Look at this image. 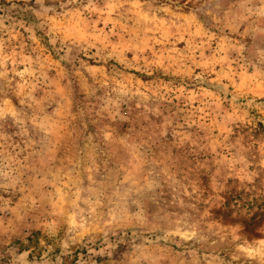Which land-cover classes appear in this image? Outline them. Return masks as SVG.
Wrapping results in <instances>:
<instances>
[{
    "label": "rangeland",
    "instance_id": "374dc122",
    "mask_svg": "<svg viewBox=\"0 0 264 264\" xmlns=\"http://www.w3.org/2000/svg\"><path fill=\"white\" fill-rule=\"evenodd\" d=\"M0 264H264V0H0Z\"/></svg>",
    "mask_w": 264,
    "mask_h": 264
}]
</instances>
